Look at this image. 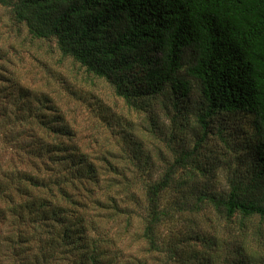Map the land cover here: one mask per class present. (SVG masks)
I'll use <instances>...</instances> for the list:
<instances>
[{"label": "trees", "instance_id": "trees-1", "mask_svg": "<svg viewBox=\"0 0 264 264\" xmlns=\"http://www.w3.org/2000/svg\"><path fill=\"white\" fill-rule=\"evenodd\" d=\"M0 7L25 42H53L61 61L148 118L139 133L105 109L120 148L92 158L57 93L26 84L0 45V264H264V232L253 225L264 219V0ZM159 136L174 161L155 175L145 141ZM227 154L237 164L214 192ZM122 164L139 174L127 177ZM109 222L124 232L110 234Z\"/></svg>", "mask_w": 264, "mask_h": 264}, {"label": "rangeland", "instance_id": "rangeland-1", "mask_svg": "<svg viewBox=\"0 0 264 264\" xmlns=\"http://www.w3.org/2000/svg\"><path fill=\"white\" fill-rule=\"evenodd\" d=\"M24 38L28 39L25 30L15 26L9 12L0 7V45L3 50L4 47H9L12 60L19 62L18 65L21 70L19 76L26 84L32 86V88H39L48 94L57 93L60 97L58 101L61 103L66 117L72 121L75 127V140L85 153L95 158L101 153L99 152L100 150H104V147H110L113 151L120 148L121 142H117L110 135L106 122L101 121V116L105 114V109H107L108 114L106 115H111V119L116 121V118L120 117L118 123H133L132 127L136 126L138 132H141L148 122V118L143 114L140 115L128 110L121 100H115L111 87L106 82L94 81L91 83V79L86 78L82 70L74 68L71 60L64 59L61 61L60 56L54 51L53 42L41 43V46H38L28 41L25 42ZM11 46L19 54L20 59L16 58ZM165 122L164 117L158 119V125L160 126H163L162 124L165 125ZM247 128L244 127V132L247 131ZM216 142L217 140L210 139L207 148L211 147L212 150L218 148ZM116 143L118 144L115 146ZM171 147V145L167 147L166 141L162 136L154 140L151 139V141H145L146 149L144 153L149 154L152 161H154L156 166L155 175L161 173L174 161V151ZM226 156L227 158L223 161L218 170L217 178L214 180V192L221 189L225 190V177L234 170L237 164L236 157L230 154ZM118 170L129 178H134L139 174L134 165L130 164H122ZM114 177L117 178L116 176ZM136 190L137 187L132 188V194ZM130 204L135 206V203L130 202ZM139 207L140 205L137 203L135 209L140 213ZM253 225L256 227L260 226L261 231L264 232V219L254 218ZM109 226L110 234H115V232L122 234L124 232L118 222H109ZM186 226L189 227L185 221L176 228L184 229ZM139 229L140 225L137 221L135 230L138 232ZM163 233L165 234L166 231ZM148 264H154V262L150 261Z\"/></svg>", "mask_w": 264, "mask_h": 264}]
</instances>
